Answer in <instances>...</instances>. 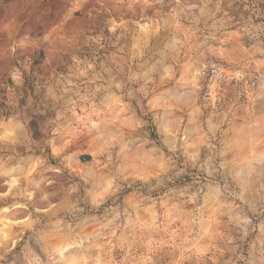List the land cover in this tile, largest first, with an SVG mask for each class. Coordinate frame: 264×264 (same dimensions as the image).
I'll return each instance as SVG.
<instances>
[{"label": "clouds", "instance_id": "1", "mask_svg": "<svg viewBox=\"0 0 264 264\" xmlns=\"http://www.w3.org/2000/svg\"><path fill=\"white\" fill-rule=\"evenodd\" d=\"M0 264H264V0H0Z\"/></svg>", "mask_w": 264, "mask_h": 264}, {"label": "rangeland", "instance_id": "2", "mask_svg": "<svg viewBox=\"0 0 264 264\" xmlns=\"http://www.w3.org/2000/svg\"><path fill=\"white\" fill-rule=\"evenodd\" d=\"M77 15H79V14H77ZM149 27H150V26L145 25V30H148ZM88 158L90 159L91 157L89 156Z\"/></svg>", "mask_w": 264, "mask_h": 264}]
</instances>
